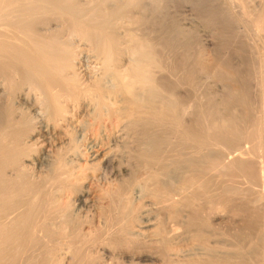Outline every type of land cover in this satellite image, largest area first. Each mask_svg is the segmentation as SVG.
<instances>
[{"label": "bare ground", "instance_id": "6f19581e", "mask_svg": "<svg viewBox=\"0 0 264 264\" xmlns=\"http://www.w3.org/2000/svg\"><path fill=\"white\" fill-rule=\"evenodd\" d=\"M154 262L264 264V0H0V264Z\"/></svg>", "mask_w": 264, "mask_h": 264}, {"label": "rangeland", "instance_id": "374dc122", "mask_svg": "<svg viewBox=\"0 0 264 264\" xmlns=\"http://www.w3.org/2000/svg\"><path fill=\"white\" fill-rule=\"evenodd\" d=\"M247 29L249 30L250 28H248L247 27ZM248 56V58H246ZM252 56L250 55V53H247V54H245V57H244V60L246 61V62H248V63H254V62H256L255 60H254V55H253V61H252V59H251V61L249 60L250 58H251ZM214 60V59H211V57H209V58H207V60ZM243 59V58H242ZM209 60V61H210ZM205 61V63H207V64H209V63H211L210 65L211 66H213V65H215V61H211V62H209V61H206V60H204ZM209 62V63H208ZM220 67V66H219ZM221 69H223V67L221 66L220 67ZM224 71H225V69H223ZM255 69L253 68V72H255L254 71ZM226 71H227V73L228 72H232V71H230L229 69H226ZM225 71V72H226ZM144 193V192H143ZM228 211V210H227ZM229 212V211H228ZM227 212V213H228ZM162 214L163 213H160L159 214V221H161L162 220V218L164 217V214H163V216H162ZM229 214L230 215H232L230 212H229ZM166 215V214H165ZM167 216V215H166ZM230 219H232V220H234V221H230V223H229V218ZM223 218V217H222ZM222 218H219L218 220H216L215 222L217 223V221H219L218 223H220V225L219 224H217V226H216V224H214V228L216 229V232H217V234L215 235L216 237H215V239L214 240H217V244H218V241H219V244L218 245H216V244H214L213 242H215V241H213V239L211 240V239H207V237H205V239H203V240H199V239H197L196 237H192V236H187V242L189 241L190 242V244L189 243H187V242H183V243H181V244H179V246L178 245H174L173 247L177 250V251H182V252H184V251H193V252H204V253H230V254H234V253H236V252H239V250H237V248H239V247H241L242 249H244L245 251H250V250H252V247L255 245V243L254 242H256L258 239L256 238L257 237V235L256 234H254V233H252V234H250L252 237H250V235H249V233H248V236H247V239L244 241V242H242V243H239V242H237V240L234 238V234L233 233H237V231H240V230H238V229H246L247 228V220L246 219H243V218H238V217H236V219H235V217L234 218H232V217H230V216H227L226 218L224 217L223 219H224V221H223V219ZM221 219V220H220ZM227 219V220H226ZM238 219H240L241 220V222L239 221L238 222ZM221 221V222H220ZM239 223H237V222ZM245 221H246V223H245ZM214 222V223H215ZM243 223H245L244 224V227H243ZM231 224V225H230ZM238 224V225H237ZM234 225V226H233ZM221 226V227H220ZM224 226H226V227H224ZM229 226H230V229H229ZM231 226H232V228H231ZM239 226H241V228L239 227ZM216 227H220L221 228V230L220 229H218V228H216ZM236 227V228H235ZM239 227V228H238ZM218 229V230H217ZM226 229V230H225ZM229 229V230H228ZM232 229H233V231H236V232H232ZM155 230V229H154ZM222 231L221 233H220V231ZM225 231V233H223ZM230 231H231V233L233 234H229L230 233ZM222 235V233H223V235L221 236L220 234ZM227 233V234H226ZM220 235V238H218L217 236H219ZM226 235V236H225ZM229 235H231V237L229 236ZM254 235V236H253ZM194 236V235H193ZM228 236V237H227ZM221 237H222V239H221ZM255 237V238H254ZM190 238V239H189ZM217 238V239H216ZM228 238H230V239H228ZM248 238H249V241H248ZM192 239V240H191ZM221 241H220V240ZM224 239V240H223ZM255 239H256V241H255ZM226 240V241H225ZM252 240H254V241H252ZM222 241H224V242H222ZM228 241V242H227ZM233 241L235 242V243H238L237 245H240V246H237L235 243H233ZM252 241V242H251ZM201 242H203V243H201ZM226 242V243H225ZM211 243V244H210ZM227 243H229V244H227ZM231 243V244H230ZM245 243V244H244ZM249 243V244H248ZM222 244H223V246H222ZM227 244V245H226ZM235 244V245H234ZM252 246H251V245ZM187 245V246H186ZM220 245V246H219ZM224 245H226L225 247H224ZM234 245V246H233ZM246 245H248V246H250L251 248H249L248 246L245 248V246ZM230 246V247H229ZM235 246H237V247H235ZM232 247V248H231ZM233 247H235V248H233ZM184 250V251H183ZM241 250V249H240ZM147 264H162V263H160V262H154V263H147Z\"/></svg>", "mask_w": 264, "mask_h": 264}]
</instances>
